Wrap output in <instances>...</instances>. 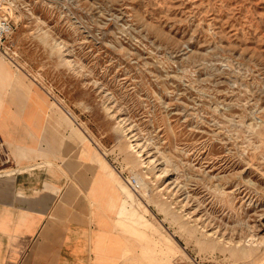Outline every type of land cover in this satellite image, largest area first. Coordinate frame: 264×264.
<instances>
[{"label": "rangeland", "instance_id": "rangeland-1", "mask_svg": "<svg viewBox=\"0 0 264 264\" xmlns=\"http://www.w3.org/2000/svg\"><path fill=\"white\" fill-rule=\"evenodd\" d=\"M0 11L14 24L0 93L32 84L70 110L113 177L125 264H264V0H0Z\"/></svg>", "mask_w": 264, "mask_h": 264}, {"label": "crops", "instance_id": "crops-1", "mask_svg": "<svg viewBox=\"0 0 264 264\" xmlns=\"http://www.w3.org/2000/svg\"><path fill=\"white\" fill-rule=\"evenodd\" d=\"M2 85L0 264H125L132 244L114 223L119 196L102 155L32 84L26 94Z\"/></svg>", "mask_w": 264, "mask_h": 264}, {"label": "bare ground", "instance_id": "bare-ground-1", "mask_svg": "<svg viewBox=\"0 0 264 264\" xmlns=\"http://www.w3.org/2000/svg\"><path fill=\"white\" fill-rule=\"evenodd\" d=\"M3 64V61L0 59V65ZM62 106V105H61ZM63 111L65 112V114H67V116L72 118L71 112L70 110L66 109L64 106H62ZM119 123H123V119H119L118 120ZM124 132H125V138L127 140V147L131 152H134L136 154H139L142 152L141 148V144L137 141V139L135 138V134L132 131V126L130 124H127L124 126ZM1 146V143H0ZM2 147V146H1ZM137 157V156H136ZM135 157V158H136ZM137 159V158H136ZM150 160V159H149ZM135 162V161H134ZM150 162V161H149ZM144 162L141 161L140 164H143ZM146 166V165H145ZM148 169V168H147ZM167 170H164V174H167ZM162 174V173H161ZM136 177L138 178L139 181H141V184H144L142 177L140 174L136 173ZM131 185V188L136 189L139 188V186L136 184V180L135 183L133 182H129ZM249 241V240H248Z\"/></svg>", "mask_w": 264, "mask_h": 264}, {"label": "built area", "instance_id": "built-area-1", "mask_svg": "<svg viewBox=\"0 0 264 264\" xmlns=\"http://www.w3.org/2000/svg\"><path fill=\"white\" fill-rule=\"evenodd\" d=\"M13 30L14 24L11 19L0 11V45L2 39L8 38L13 33ZM3 160L7 161V155L3 156ZM132 182L135 183V180L132 179Z\"/></svg>", "mask_w": 264, "mask_h": 264}]
</instances>
